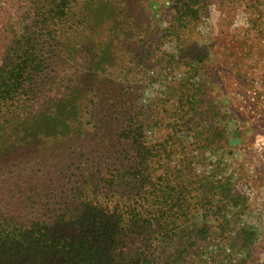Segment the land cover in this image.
Returning <instances> with one entry per match:
<instances>
[{
    "label": "rangeland",
    "instance_id": "obj_1",
    "mask_svg": "<svg viewBox=\"0 0 264 264\" xmlns=\"http://www.w3.org/2000/svg\"><path fill=\"white\" fill-rule=\"evenodd\" d=\"M20 45L40 67L21 70L19 108L76 91L80 133L0 156V215L27 208L46 165L82 173L133 155L137 122L157 182L186 192L179 232L192 239L169 250L188 247L185 264H264V0H71L62 13L0 0V74Z\"/></svg>",
    "mask_w": 264,
    "mask_h": 264
},
{
    "label": "trees",
    "instance_id": "obj_2",
    "mask_svg": "<svg viewBox=\"0 0 264 264\" xmlns=\"http://www.w3.org/2000/svg\"><path fill=\"white\" fill-rule=\"evenodd\" d=\"M52 1L55 11L62 13L71 0ZM17 50L24 59L10 64L14 67L7 71L8 77L0 74L1 157L29 143L80 133L75 123L79 114L76 91L38 114H27L24 105L19 108L20 95L26 92L21 70L30 67L34 71L40 64L32 46L29 51L23 45ZM136 124L129 129L143 130L142 124ZM129 129L124 130L133 155L82 173L78 168L49 171L50 166H44L45 179L29 186L32 194L27 208L17 209L18 215H0V264L186 263L188 247L169 250L175 241L192 239L184 228L183 234L179 232L178 221L188 208L186 192H179L178 198L177 188L157 182L155 159L143 153V148L136 149L140 142ZM220 186L229 197V182Z\"/></svg>",
    "mask_w": 264,
    "mask_h": 264
}]
</instances>
